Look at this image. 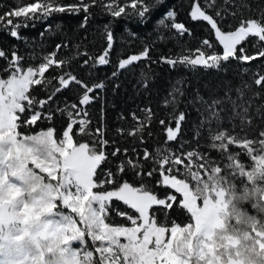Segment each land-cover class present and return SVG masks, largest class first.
<instances>
[{
  "label": "snow or ice",
  "instance_id": "snow-or-ice-1",
  "mask_svg": "<svg viewBox=\"0 0 264 264\" xmlns=\"http://www.w3.org/2000/svg\"><path fill=\"white\" fill-rule=\"evenodd\" d=\"M230 2L231 0H225V3ZM161 3L163 0H77L76 3L71 4H65L64 0H29V2L17 0L16 6L0 12V26H3L12 38L23 40L24 38L19 33L20 28H27L29 22L35 26L36 21L47 20L57 13L79 14L83 11L86 15L82 20L81 27H84L90 18L89 9L94 6L102 7L113 18L127 19L131 17L146 23L153 10ZM215 6L216 0H205L203 7L199 0H196L191 6L190 17L192 21H203L210 26L216 44L222 48V51H217L212 41L205 38L194 50H182L181 54L175 57L161 56L160 61L162 63H166L172 68L180 65L193 71L198 67L205 70L226 71V69H222V65L230 60L246 62L256 60L258 56L264 57V47L259 46L260 42H264V6L251 9L241 0V3L236 6V11L228 12L218 9L215 15L209 14L208 9ZM242 9H247L251 15L245 17ZM176 15V11L170 8L157 23L174 30L178 36H183L185 33L191 36V30L184 23L177 22ZM226 16H230L233 23L224 24ZM59 27L60 25H57V28ZM46 31H51V26ZM104 33L107 47L99 55H90L87 50L81 52L79 51L80 46L77 45V51L73 56L57 59L60 49L68 47L67 43H58L51 53L42 57H31L33 60L39 59L40 62L29 64L26 67L23 64L25 57L19 55L17 50H10L9 58V53L0 49V58L7 62L4 72L8 73L7 78H0V129L7 128L11 133L20 127L36 126L37 121H40L42 116L51 122L55 113L52 109H49L47 113L43 112L45 106L53 100L57 93L68 88L69 85L73 83L79 85L83 91L79 96L78 104L66 102L63 107H58L55 111L66 114L69 121L66 130L62 133V138L59 140L65 145V155H67L68 149H73L75 171L67 174L65 180L67 195L64 204L71 208L74 213L79 214L78 223L82 230L78 236L80 247H77V254L82 257V264H173L169 252V240L174 238L176 228L173 227L165 234L164 228L157 227L158 220L155 217V212L172 210L173 206L176 205V207L190 211L193 216L198 217V213L202 209L196 206L195 197L189 190V177L192 182L200 183L204 180H211L213 174L221 173L222 169L219 166L206 167V157L195 151L176 153L157 148L155 157H152V154L145 149L143 158L145 160L154 159L158 165V168L154 167L146 175L151 177L158 171L160 176L158 183L174 189L176 193L182 195V200H178L176 195H168L166 199L158 198L148 185L143 183L142 178L145 173L138 159L135 161L131 158L126 161L122 160L116 165L115 173L112 169H101V165L108 161V155L104 149L110 143L104 138V98L97 93V90L100 92L104 90L105 84L101 81L90 86L78 79L71 71L64 69H67L71 61L78 56L88 57L83 60L81 66L108 65L114 43L113 32L109 25L105 26ZM40 35L43 37L44 32H41ZM249 37L258 38L256 45L258 50L252 55L247 54L246 48L243 46ZM149 52L150 48L145 46L139 54L120 59L117 71H114L112 76L116 77L119 70L125 69L134 62L149 58ZM53 67L62 70L61 74L56 77H46L45 74ZM243 71L247 73L249 68L245 67ZM53 79L57 81L59 86L55 87L46 99L37 100L34 95H30L35 86H42L47 91ZM182 84V80H177L170 89L168 96L163 100L165 107L171 105L173 108L171 119L166 126L167 141L176 140L181 131V123L185 120L183 112L176 114L180 102L178 97L184 95ZM253 84L258 88L264 85V72L254 73L252 83L242 82L235 89L228 87L224 97L213 96L205 100L203 96L197 93L196 100L202 106V110L198 109L202 117L200 125L201 127L209 126L211 147L226 151L228 145L236 144L241 149L246 150L251 160L255 162L254 165L258 163L264 166V130L259 131L258 138H249L250 130L254 127V117L264 120V103H256V100L264 95V88L254 91ZM144 86L147 87L146 80ZM233 91L235 98L232 95ZM97 99L101 100V126L97 127L93 134L88 130L91 120L88 118L85 106ZM224 104L230 106L232 115L229 120L239 118L241 133L243 134L213 131L211 127L213 122L216 123L217 129L221 124V113L225 110ZM141 111L145 114L143 119L135 113L131 114L136 126L128 133L129 135L142 133L150 124L153 116L151 108H144ZM171 120H175V127L171 125ZM160 124L164 125L165 120L161 119ZM76 125H79L78 132L80 134L93 136L91 146L87 142L77 143L74 141L72 133ZM233 127L235 128V125ZM54 131L53 127H48L47 130L38 132L54 137ZM117 132L122 134L124 129H117ZM196 134L199 136V131ZM120 151L119 148H116L111 155L116 156ZM127 151L124 149L125 154ZM194 156L205 160V163L196 166V170H193L192 158ZM185 159H187L188 164L184 163ZM228 159L232 161L227 165L228 168L233 170L235 168L245 169L244 165L234 156L229 155ZM126 166L129 171L135 174V180L139 181L138 186L136 183L120 177L119 174L125 173ZM178 166L184 167L183 173L180 172ZM37 167L39 168L40 165L37 164ZM98 169H101L100 177L102 178L98 177ZM42 170L55 179L53 169L43 168ZM201 170H203V175ZM177 174L182 175L183 178H179ZM114 202H122L123 205L138 215L130 214L128 211H120L114 207ZM210 203L211 201L208 200L203 201V208L207 209ZM154 206H163V208L156 209ZM113 211L117 216L130 222V226L123 223L116 224L111 217ZM165 223H168L167 220ZM170 223L174 225L176 221L172 220ZM89 239L91 248L88 244ZM0 264H5V261L0 259Z\"/></svg>",
  "mask_w": 264,
  "mask_h": 264
},
{
  "label": "trees",
  "instance_id": "trees-1",
  "mask_svg": "<svg viewBox=\"0 0 264 264\" xmlns=\"http://www.w3.org/2000/svg\"><path fill=\"white\" fill-rule=\"evenodd\" d=\"M22 2H29V0H22ZM77 0H64L65 4L76 3ZM196 0H163V3L156 6L146 23H142L137 18H113L102 7L94 6L89 9L90 18L84 27H81L82 20L86 15L83 11L79 14L57 13L47 20H38L33 26L29 22L27 28H20L19 33L24 38L18 40L12 38L3 26H0V49L9 53L10 50H17L19 55L25 57L23 61L24 66L29 64L39 63V59L33 60L31 57H42L47 53H51L56 44L67 43L68 47H62L57 54V59L73 56L79 45V51L87 50L90 55L96 56L103 52L107 47L106 35L104 28L106 25L111 27L114 37L113 48L110 52V63L106 66H81L83 60L87 56H78L71 61L67 71H71L78 79L89 84L104 82L105 88L102 92L97 90L104 98V138L110 143L105 147L104 151L108 155V161L101 165V169H112L116 172V165L122 160L126 161L128 158L132 160H139L142 165L143 183L159 197H165L169 193L177 196L179 200V193L163 184L158 183L160 176L159 172H155L153 176L148 177L146 173L152 169L158 168L154 159L145 160L143 158L144 150L147 149L152 157L156 155V149L173 150L172 152L183 153L185 149L190 148L192 151L200 153L206 157V167L219 166L222 169L221 175H230L233 169L227 167L232 163L228 159L229 155L234 156L244 167L251 164L250 156L246 150L241 149L236 144L228 145V149L221 150L211 147L212 140L208 137V125L201 127L200 121L202 119L200 111L202 110L201 103L196 100V94L199 93L205 100L210 97H224L225 91L228 87L235 89L240 86L242 82L252 83L253 74L256 72H264V57H257L256 60L241 62L237 60H230L222 65L225 70H205L198 67L196 70H190L178 65L175 68L170 67L166 63L160 61L161 56L175 57L181 54L182 50L195 49L200 45L202 39H210L216 46L217 51H222V48L216 44L215 37L211 33L210 26L203 21H192L190 17L191 6ZM201 6L205 5V0H199ZM251 9H256L258 6H264V0H243ZM241 3V0H231L230 3H225V0H216V6L208 9L209 14L215 15L219 10H227L228 12L236 11V6ZM17 0H0V12L14 7ZM174 9L177 13L176 20L184 23L185 26L191 30L192 35L185 33L183 36H178L174 30L158 25V20L162 18V13L167 9ZM245 17L251 15L247 9H242ZM159 14L157 20L156 15ZM222 14L223 11H222ZM224 24L233 23L230 16H226ZM57 25H60L57 28ZM51 26V31L46 29ZM225 30H228L225 28ZM44 32L41 37L40 33ZM163 37V39H161ZM258 38L249 37L244 42L243 46L249 55L255 54L258 50ZM145 46L150 48L149 58L141 59L139 62H134L132 65L123 70H119L116 77L112 76L114 71H117L118 61L127 58L133 54H139ZM260 47H264V42H260ZM7 62L0 58V78L6 77L8 73L4 72ZM247 67L249 71L245 73L243 69ZM62 70L53 67L45 74L46 77H56L61 74ZM143 74V78H142ZM147 81V87L144 86V81ZM177 80H182V88L184 95L178 97L179 104L176 109V114L183 112L185 120L181 123V131L174 141H167L166 126L168 125L171 114L173 113L172 106L165 107L163 100L168 96L170 89L176 84ZM118 85V87H117ZM58 83L53 79L52 84L49 85L47 91L42 86H35L30 95H34L37 100L46 99L47 95L55 88ZM264 88V85L255 86L253 90L259 91ZM82 89L79 85L73 83L68 88L57 93L52 101L42 110L47 113L52 109L54 114L51 122L41 118L37 121L36 126L20 127L17 130L30 134L40 129H47L53 127L55 129L54 135L58 136L66 128L69 122L66 114L56 112L58 107H63L65 103L79 102V96L82 94ZM235 98V92L232 93ZM192 101V103H189ZM256 103H264V95L256 100ZM88 112V118L91 124L88 126L93 134L95 129L101 126L100 111L101 100L97 99L93 103L85 106ZM224 111L221 113L222 121L225 123L226 131L230 133L236 130V133H241L239 118L229 120L232 115L230 106L224 104ZM144 108H151L153 116L150 124L144 129L142 133L136 135H129L128 133L136 126V122L132 119V113H135L141 119L145 114L141 111ZM254 114V110H253ZM123 117V118H121ZM165 120V124L161 125L160 120ZM228 119V120H227ZM254 127L250 130L249 138H258L259 131L264 130V120L254 117ZM171 125L175 127V120H171ZM235 125V128L233 127ZM213 131H216L217 125L215 122L211 125ZM79 125L73 128V138L77 143L87 142L93 143V136L80 134L78 132ZM117 129H124V132L118 133ZM199 131V136H197ZM243 134V133H241ZM142 137V142H141ZM114 142V143H113ZM219 143V142H217ZM119 148L121 151L116 156L111 153ZM127 149V154L124 153ZM135 150V151H134ZM188 164L187 159L184 161ZM193 170L205 160L198 157L192 158ZM180 167V172H184L183 166ZM101 169H98V177H100ZM203 171V170H201ZM122 179H127L129 182H134L139 185V181L135 180V174L127 169L123 174H119ZM179 178L182 175L177 174ZM237 180V177H232ZM190 180V177H189ZM190 183H192L190 181ZM127 208V207H126ZM156 209L163 208V206H154ZM129 210V208L127 209ZM156 219L158 222H169L175 220L183 224L189 215L185 209L173 206L172 210L156 211ZM115 223L125 222V218L121 221L112 219Z\"/></svg>",
  "mask_w": 264,
  "mask_h": 264
},
{
  "label": "clouds",
  "instance_id": "clouds-1",
  "mask_svg": "<svg viewBox=\"0 0 264 264\" xmlns=\"http://www.w3.org/2000/svg\"><path fill=\"white\" fill-rule=\"evenodd\" d=\"M64 149L60 140L40 132L0 129V259L5 264H82L75 246L82 230L79 214L64 204L65 180L75 171L73 149L67 155ZM43 168L53 169L55 179ZM189 190L202 209L198 217L187 211L183 224H157L165 234L176 228L169 240L173 264H264V166L235 168L228 176L215 173L211 180L189 183ZM205 200L211 201L207 209Z\"/></svg>",
  "mask_w": 264,
  "mask_h": 264
},
{
  "label": "rangeland",
  "instance_id": "rangeland-1",
  "mask_svg": "<svg viewBox=\"0 0 264 264\" xmlns=\"http://www.w3.org/2000/svg\"><path fill=\"white\" fill-rule=\"evenodd\" d=\"M167 10H169V9H167ZM167 10H165V11L162 13V16H163V14H164ZM158 17H159V14L156 15L155 20H157ZM177 22H179V21H177ZM166 23H168V21H166ZM168 29H169V28H168ZM25 67H26V66H25ZM3 78H7V76H6V77H3ZM37 110H39V109H37ZM227 120H228V119H227ZM40 130H47V129H40ZM40 130H38V131H40ZM64 130H66V128H65ZM64 130H63V131H64ZM217 130H219V131H226L227 129L225 128V123L221 122L219 128L216 129V131H217ZM38 131H34V132L30 133V134H34V133H36V132H38ZM63 131H62L61 134L58 135V136H55V135H54V138H56L57 140L61 139V138H62V133H63ZM230 134H236V130H232V131L230 132ZM209 136H210V134H208V137H209ZM171 151H173V150H171ZM188 151H192V150H191L190 148H188V149H185V151H183V153H186V152H188ZM254 154H255V153H254ZM250 159H251V158H250ZM254 163H255V162L251 160V164H250L248 167H244L245 170H246V171H247V170H250L251 167L254 165ZM194 170H196V169H194ZM201 174L203 175V171H201ZM205 178H206V177H205ZM190 181H191V180H189V182H190ZM191 182H192V181H191ZM192 183H194V182H192ZM173 190H174V189H173ZM174 191H175V190H174ZM168 195H173V193H169ZM168 195H167V196H168ZM167 196H165V197H159V196H158V198L166 199ZM179 196H180L179 200H182V199H183L182 195L179 194ZM201 203H202V202H201ZM114 207L117 208V209H119L120 211H128L130 214L138 215V214H135V213L133 212V210H131V209L127 210V209H128V208H126L127 206L123 205L122 202H114ZM65 211H67V210H65ZM111 217H112V219H115V220H118V221H121L122 218H123V217H119V216H117L116 213H115L114 211L111 213ZM155 217H156V216H155ZM124 221H125V222H121V223L126 224L127 226H130V222H128V221H126V220H124ZM170 222H171V221H169L168 223L170 224ZM121 223H116V224H121ZM158 223H164V222H158ZM86 239H88V238H86ZM88 244H89V248H91V242H90V239L88 240ZM75 246H76V247H80L79 243H77Z\"/></svg>",
  "mask_w": 264,
  "mask_h": 264
}]
</instances>
